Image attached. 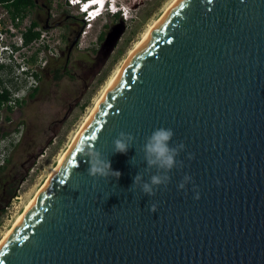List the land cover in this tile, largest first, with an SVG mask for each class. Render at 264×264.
<instances>
[{"label":"water","instance_id":"1","mask_svg":"<svg viewBox=\"0 0 264 264\" xmlns=\"http://www.w3.org/2000/svg\"><path fill=\"white\" fill-rule=\"evenodd\" d=\"M160 126L184 143L183 167L147 197L131 186ZM120 131L136 148L112 154ZM84 143L120 177L89 176ZM0 264H264V0H177L2 243Z\"/></svg>","mask_w":264,"mask_h":264},{"label":"rangeland","instance_id":"2","mask_svg":"<svg viewBox=\"0 0 264 264\" xmlns=\"http://www.w3.org/2000/svg\"><path fill=\"white\" fill-rule=\"evenodd\" d=\"M129 1L126 17L106 15L85 25L68 62L65 41L58 36L62 27L52 31L50 52L36 50L35 45L27 48L26 56L33 55V63L39 64L34 66L41 76L35 95L29 96L32 89L17 90V83L7 77L0 82L12 97L7 103L11 111L6 105L0 107V128L5 134L0 141L4 167L0 170V243L94 110L109 78L174 0ZM33 12L38 15L37 9ZM77 12L76 7L59 6L61 18L68 14L69 44L80 25Z\"/></svg>","mask_w":264,"mask_h":264},{"label":"clouds","instance_id":"3","mask_svg":"<svg viewBox=\"0 0 264 264\" xmlns=\"http://www.w3.org/2000/svg\"><path fill=\"white\" fill-rule=\"evenodd\" d=\"M80 1L82 0L75 1V7L78 11V17L82 20L87 19L88 16L84 14L89 12L95 14L94 18H101L106 15L115 16L116 14L124 18L128 11L127 6L132 3L129 0H88L83 4H79ZM89 7L93 9L87 12ZM174 136L175 133L172 128L160 126L154 128L145 137L140 148L143 153V171L139 170L133 177L131 188L134 186L138 187L139 191L145 196L153 197L158 190L168 187L172 179L170 175L172 170L183 167V161L179 159V156L184 151L185 145L183 142H174ZM112 145V154H127L129 148L135 146V137L131 133L120 131L113 138ZM78 152L88 164L86 171L89 176L116 179L120 177L121 173L112 169L109 156L105 157L96 146L86 143L80 144ZM153 169L155 170L154 172L152 171ZM145 175H147V179H145ZM191 182L192 177L190 175H183L176 185L177 190H184ZM194 198L198 199L199 194L196 193ZM156 207L155 203L151 204L149 206L150 211H155Z\"/></svg>","mask_w":264,"mask_h":264},{"label":"built area","instance_id":"4","mask_svg":"<svg viewBox=\"0 0 264 264\" xmlns=\"http://www.w3.org/2000/svg\"><path fill=\"white\" fill-rule=\"evenodd\" d=\"M75 1L41 0L40 2V0H36L32 9L30 8V10L15 16L10 14L5 4L0 3V82H4V77H7L10 81L13 80L17 83V90L29 91L32 89L33 91L37 88L36 80L41 76H39L34 66H39V64H37V60L36 63H33V55L26 56V50L35 45L36 50L50 52L52 47L50 42L55 37L52 31L57 27L44 28V21H37L38 25L31 28L32 21H36L33 10L37 9V12H41L43 18L47 11H50L52 16L57 17L59 6L61 7L64 4L68 8H74ZM91 19L92 13L89 12L87 19L82 21L86 26H91ZM29 30L38 32L39 35L29 43H25L24 34ZM58 36L60 37L61 33ZM3 90L4 88H0V92H3ZM11 100L12 97L10 102Z\"/></svg>","mask_w":264,"mask_h":264},{"label":"bare ground","instance_id":"5","mask_svg":"<svg viewBox=\"0 0 264 264\" xmlns=\"http://www.w3.org/2000/svg\"><path fill=\"white\" fill-rule=\"evenodd\" d=\"M177 0H174L170 5H168V7L166 8L164 14L167 12V10L176 2ZM92 6V5H90ZM93 8H90L89 11H91ZM88 11V12H89ZM164 14L162 15V17L164 16ZM85 16H88V14H84ZM95 14H92V19L90 20L91 22L96 21L97 19L100 18H94ZM161 17V18H162ZM158 19L156 20L144 33L142 39L140 42H138L135 46V48L131 51L129 58L125 61V63L119 67L114 74L109 78V80L107 81V84L102 92L101 97L96 101L94 110L92 111V113L90 114V116H88V118L83 122L81 128L78 130V132L76 133L72 143L70 144V146L68 147V149L66 150V152L64 154H62V156H60L58 164L56 167H54L52 169V171L50 172V175L47 179V181L45 182V184H43L40 189L36 192L35 196L29 201V203L26 205L24 212H22L18 218L16 219L15 223L13 224L12 228L7 232V234L5 235L4 239L2 240V242L0 243V246L2 245V243L5 241V239L8 237V235L10 234V232L13 230V228L16 226V224L19 222V220L21 219V217L24 215V213L27 211V209L30 207V205L32 204V202L35 200V198L38 196V194L40 193V191L43 189V187L46 185V183L49 181V179L51 178V176L54 174V172L57 170V168L60 166V164L62 163V161L65 159V157L67 156L68 152L70 151V149L72 148V146L74 145L75 141L77 140V138L79 137V135L81 134V132L83 131L84 127L86 126V124L88 123V121L90 120V118L92 117L93 113L95 112V110L97 109V107L100 105L104 95L106 94L107 90L111 87V85L113 84L114 80L116 79L117 75L119 74V72L125 67V65L130 61V59L133 57V55L135 54V52L138 50V48L141 46V44L144 42V40L148 37V35L152 32V30L155 28V26L158 24V22L161 20Z\"/></svg>","mask_w":264,"mask_h":264},{"label":"trees","instance_id":"6","mask_svg":"<svg viewBox=\"0 0 264 264\" xmlns=\"http://www.w3.org/2000/svg\"><path fill=\"white\" fill-rule=\"evenodd\" d=\"M35 2H36V0H0V3L5 4V6L10 11V14L12 16H15L17 14H21L23 12H26L27 10H30V8L32 9L35 6ZM118 16H119V14L115 15V17H118ZM37 25H38L37 21L33 20L31 28H34ZM38 35H39L38 32H32L31 30H29L27 33L24 34L25 43H29L34 38L38 37ZM36 92H37V88H35L29 94V96L35 95ZM10 99L11 98H10V95H9L7 90H3V92H0V107L3 106V105H6V108L9 111H11L12 110V106L7 104L10 101ZM4 135L5 134L3 132H1V128H0V141L3 138ZM3 168H4L3 166L2 167L0 166V170L3 169ZM14 194H15V192L13 191L12 194H11V197H13Z\"/></svg>","mask_w":264,"mask_h":264},{"label":"flooded vegetation","instance_id":"7","mask_svg":"<svg viewBox=\"0 0 264 264\" xmlns=\"http://www.w3.org/2000/svg\"><path fill=\"white\" fill-rule=\"evenodd\" d=\"M67 15L65 16V18H61V16L54 17V16H52L50 14V11L49 12L47 11L46 14H45V17L43 18V14L41 12H38V15L35 16V19H36V21H39V22H43L44 21V25H43L44 28H48V27L60 28V27H62L63 31L61 32V37H62V39H64L63 41H65V46L67 47V49H69L71 44L74 43L73 46H72V49H73V48H76L77 45H78V41H79V38H80L81 30L84 28L85 24L83 23V21L81 19V21L79 22L80 25L78 26V28L76 30V35L74 36L73 41L69 44V42H70L69 32H72V31H70V26L66 22ZM74 31L75 30H73V32ZM103 35H104V33H103ZM68 44H69V46H68ZM68 56H69V54H68V50H67L66 62H68Z\"/></svg>","mask_w":264,"mask_h":264}]
</instances>
